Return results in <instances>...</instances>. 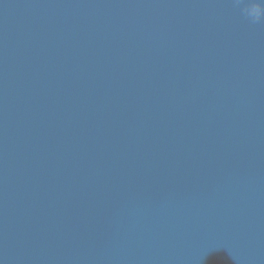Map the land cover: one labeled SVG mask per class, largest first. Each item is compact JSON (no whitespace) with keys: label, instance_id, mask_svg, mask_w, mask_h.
<instances>
[{"label":"water","instance_id":"1","mask_svg":"<svg viewBox=\"0 0 264 264\" xmlns=\"http://www.w3.org/2000/svg\"><path fill=\"white\" fill-rule=\"evenodd\" d=\"M0 264H264V24L0 0Z\"/></svg>","mask_w":264,"mask_h":264},{"label":"clouds","instance_id":"2","mask_svg":"<svg viewBox=\"0 0 264 264\" xmlns=\"http://www.w3.org/2000/svg\"><path fill=\"white\" fill-rule=\"evenodd\" d=\"M243 16L253 24H264V0H234Z\"/></svg>","mask_w":264,"mask_h":264}]
</instances>
